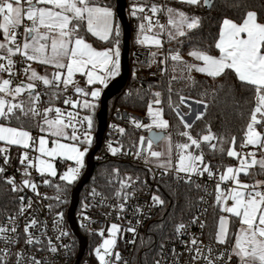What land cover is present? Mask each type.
I'll list each match as a JSON object with an SVG mask.
<instances>
[{
    "label": "snow or ice",
    "instance_id": "6c2138e0",
    "mask_svg": "<svg viewBox=\"0 0 264 264\" xmlns=\"http://www.w3.org/2000/svg\"><path fill=\"white\" fill-rule=\"evenodd\" d=\"M180 2L188 5H198L200 0H180ZM207 2L208 0H205V3ZM24 3L27 4V8L24 7L22 0H0V17H2L0 30L3 33V42H0V50H3L7 54L4 57L7 59V65L0 64V71H8L11 73L14 64L12 56L19 53L27 61H39L44 65H52L56 69L52 73L51 79L47 75L39 76L35 70H32L31 76H29L30 81L41 80L44 85H50L55 88H59V84L62 81L65 91L68 85L73 84L75 73H81L86 76L88 85L101 84L105 87L110 78L119 75L121 55L119 46L120 28L115 22V13L111 7L101 6L98 0H24ZM150 11L153 14L166 11L168 17L167 24L171 28L160 24L159 20L153 25L152 18L144 15L142 19L148 23L149 30L152 27H156L157 32L152 37L144 36L143 39H140V34L145 30V24L141 23L139 25L140 34L137 37V42L140 44L150 43L156 45L157 48H162L163 42L159 37L163 33L167 32L169 42H171L177 36L186 35L185 27L187 29H195L200 25V19L198 17L189 18L184 12L171 7L164 9L161 6L153 4ZM138 12L143 13L144 6L133 4L131 15L136 17ZM25 17L31 24L25 26L24 43L21 47L20 44L16 43L15 29L20 27ZM82 26H86V33H91L100 41L111 43L112 46L104 47L101 50L93 47L92 44L86 42L83 36L79 35ZM41 29H44V31L42 32ZM215 47L220 50L221 55L219 57L200 51L191 52L190 55L198 60H202L204 66L188 65V71L195 69L199 72L207 73L211 77H219L225 73L226 69H231L234 70L239 81L254 86L257 105L251 114L250 122L247 124L246 144L259 145L261 148H264V132L257 131L255 127V125L261 123L257 119L258 113L264 119V23L257 22V13L254 11L247 12L246 18L240 24L230 19H224L219 34V41ZM169 52L171 53V50ZM157 54L156 52L150 53L152 57H156ZM160 54L163 55L162 53ZM169 58L172 61L182 60L180 53L176 52L170 54V56H165L164 60H161L160 63L165 64ZM151 62L154 63L155 61L153 60ZM166 70V66L161 69V71ZM28 71V68L24 69L25 73ZM11 83L10 79H3L0 82V93L12 97L9 100L5 96H0V121H6L10 124L15 119L21 122V127L8 126V124L0 122V141L5 142L7 145L22 147L24 151L20 157V163L25 165L23 173L25 176L30 175L27 169L33 166V159L29 157V149H35L42 157L50 158H36L38 159V170L41 174L49 173L53 177L57 175V170L53 163L57 157L63 158L66 162L74 161L75 166H67L66 171L59 177L61 181H65L69 185L72 184L78 178L80 170L84 167V157L92 144L90 130L93 128L94 112L97 107L94 101L100 97L101 89L95 87L86 91L85 88L76 86V93L83 97L90 95L93 100L83 99L81 101L79 99H65L63 101L65 104H71L73 110L81 105L83 109L89 110L90 114L80 116L79 112L68 111L65 113L60 108L53 109L52 107L45 108L43 113H41L37 109L40 95L38 93L34 94L32 91L35 88V84L32 82L26 85L21 83L12 88ZM25 91H27V99L17 101L16 98L20 97ZM169 92H171V88H169ZM154 95L157 97L154 103L160 104L159 97L161 94L156 92ZM183 102L184 97H181V103ZM201 102L197 101V103ZM53 111L55 112V116L54 118H50L48 113ZM41 115L43 116L42 123L37 122L36 126L41 133H47V136L40 135L37 141V138H34L31 132L22 126V117L35 121ZM148 115L152 118V125L161 129L168 127V121L163 119L162 108L154 110L150 104L148 106ZM203 115L204 113H199L196 119L199 120ZM177 116L184 122V117L180 115L179 111H177ZM131 123L137 128L143 126L149 128V130H151L152 126L142 125L135 119H132ZM85 124L87 130L79 133L78 126L83 127ZM184 127L191 129L192 124L184 122ZM119 131L123 134L125 129L120 128ZM180 135L187 137L190 143L176 145L180 150L176 172L197 173L199 175L207 172L209 177L213 176V170L208 165L205 164L203 168L200 167L204 160L202 151L199 155H193L191 152L187 155L184 154V150L189 149L192 145H195L199 149L201 147L200 140L194 138L188 131H184ZM49 137L52 138L51 143L53 146L51 148L48 147ZM214 138V135L209 129V134L203 135L200 139L203 141H211ZM157 140H166L168 142L169 148L166 160L160 159L165 153L152 150V145ZM232 143H235L234 137ZM122 147L114 148L109 144V150L113 155L120 152ZM133 147L137 146L134 144ZM211 147L215 149L216 145L213 144ZM8 151V148H0V153L5 154V165L9 162L7 157ZM141 151H147L148 153V156L145 157V163H148L149 157L156 158L157 166L164 170V174H167L172 168L171 139L169 136L156 135L149 138L147 149L144 148V138L141 137L135 155L139 157ZM220 151L223 152V148H220ZM227 155L236 157L239 154L235 150H229ZM251 155L252 159L250 163L246 159H241V166L239 168L234 169L228 167L227 172L220 175V181L231 179L236 182L237 186L232 188L228 195H224L221 192L219 184L216 185V203L219 205L224 202L225 206L222 207L221 211L231 213L239 218L241 225L239 232L235 235V244L227 255L226 264L231 262L233 255L239 258V264H264V190L261 188V186H264V181H257L256 184L249 185L241 183L238 179L239 173H247L248 168L251 166L258 164L264 170V159L257 160L254 154ZM25 162L27 163L25 164ZM6 171L7 169L5 167L0 166V174H4ZM115 172L118 173L119 170L116 169ZM127 180L132 181V177H127ZM5 182L11 186L12 192L22 190L16 184L15 177H6ZM22 183L24 186L31 187L33 191L36 190V185L30 179H24ZM44 183L48 184L49 181L45 180ZM130 186L125 181H121L122 188ZM57 188L59 190V185H57ZM93 195L99 194L93 190ZM127 198L128 194L125 192L123 199L126 201ZM57 199H60V197H57ZM152 199L161 205L164 203L159 196H153ZM229 199L233 203L231 206H226V202ZM20 200L23 201L24 197H20ZM28 206H31L30 203ZM118 208L120 211H123L125 204H119ZM23 211L24 207L22 206L21 212ZM58 216L62 219L63 213H58ZM35 224L36 221L33 219L25 225V243L28 245L41 243L38 237L34 238L28 231ZM227 224V217L221 216L219 219V230L216 234V240L220 244L227 242ZM180 227H183V225ZM201 227H203V224ZM119 230V225L112 224L110 228L112 237L105 239L103 244L95 249V255L98 257L100 264H110L106 257L113 254L112 249L116 245L115 236ZM4 231H7V229H0V232ZM11 231L15 232V227ZM128 231L134 233L135 229L129 228ZM67 234L61 230L57 239L59 240L61 236ZM4 239L8 242L7 237H4ZM18 242V238L11 241L13 244ZM198 243L195 238L191 240L193 247L189 248V251L196 253L193 256L194 260L203 256L201 249L197 246ZM64 247L67 248V245ZM48 249L52 253L58 251L57 247L52 244L50 238L48 241ZM0 251L3 253V255H0V264H7L5 257L8 255V249ZM211 254L212 249L209 247L208 256H204V259L207 261V264H216L215 260L209 258ZM15 255L17 256L16 264H22L25 259L24 253L21 251ZM224 258V252H221L217 257L220 260ZM115 259L117 261L121 259L118 252L115 253ZM27 261L28 264H42V261L35 256L27 257ZM157 264H159L158 261Z\"/></svg>",
    "mask_w": 264,
    "mask_h": 264
},
{
    "label": "built area",
    "instance_id": "2783aa9c",
    "mask_svg": "<svg viewBox=\"0 0 264 264\" xmlns=\"http://www.w3.org/2000/svg\"><path fill=\"white\" fill-rule=\"evenodd\" d=\"M138 1L127 0L126 8L129 18L132 16L133 4H136ZM22 3L26 5L24 0H22ZM150 9L151 6H144V12L139 13L141 16L140 23L145 24L144 32L146 33L152 32L156 27H152L149 30L148 23L142 19L144 15L152 18L153 25H155L157 20H159L160 24L165 25L168 20L162 11L153 14ZM30 24L31 22L25 17L20 27L15 30L16 42L21 47L24 43L25 26ZM136 40L135 32L131 30L129 54L130 73L124 88L140 87L148 83L156 82L164 74V71H161V69L165 68L166 62L165 64H161L160 61L164 60L165 55L163 53L161 55V52H156L158 53L157 56L152 57L150 55L152 53L150 47L145 44H137ZM12 59L14 64L11 73L8 71H0V76L10 79L12 88L21 83L24 85L29 82L34 83L35 88L32 91L34 94L38 93L40 95V100L37 104L38 111L43 113L45 108L52 107L53 109L60 108L65 113L74 111L79 112L80 116L86 115L81 109V106L73 110L71 104H65L63 102L65 99L83 100V97L81 98V95L76 93L74 89L75 85L86 82V76L81 73H75L73 84L67 86L63 101L57 102L48 93L51 87L50 85H44L41 80L30 81L27 78L28 72L25 73L24 69H29V61L19 53L13 55ZM153 60L155 61L154 63L151 62ZM0 64L7 65L3 57H0ZM59 86L64 88L62 82H60ZM153 109L155 110L157 108L153 107ZM48 115L50 118H54L55 112L48 113ZM37 118L38 122L42 123L43 116L41 115ZM132 119L139 121L142 125H152V118L148 115V111L145 114H141L121 107L112 109L111 113L108 114L104 137L95 153V159L96 161H100L112 157L129 163L141 164L149 169L150 177L145 179L136 178L133 182L129 183L131 185L130 187H125L124 190L118 189L112 194H105L91 187H83L75 211L76 223L80 232L86 237V246L80 258H78L80 241L68 220L71 196L69 197L67 192L63 191L60 186L58 190L57 184L52 181V177H46L44 174L39 173L34 165L27 169L30 173L29 176L23 175L25 165L20 163V157L24 151L22 147H3L9 149L7 153L9 162L5 165V154L0 153V166L7 169L2 175L5 178L9 176L15 177L16 184L22 188L21 197H24V200L20 201V206L16 212L0 218V229H7V231L0 232V250L8 249V255L5 257L7 264H16L17 256L15 254L21 251L25 256L22 264H28L27 257L30 256H35L42 261V264H100L98 257L95 255V249L103 244L105 237L109 235L112 224L119 225L120 230L116 245L112 249L113 254L106 257V259L110 264H125V262L127 264H142L137 261V247L145 228L157 215L158 202H154L152 197L156 196V189L158 188L160 180L165 178H171L176 184L186 180L195 181L200 189V195L194 216L180 223L174 235L162 243L153 264H157V261L159 264H207L204 256H208L209 247L212 249V254L209 258L215 260L216 264H226L227 255L232 249L231 245L227 242L220 244L216 239L208 238L205 235L207 218L212 198L216 194L219 173L215 172L213 168L211 169L214 175L211 177H209L207 172H204L203 175L197 173H177L176 168L172 167L167 174H164V170L156 164L145 163V157L148 156L147 151H141L139 157L135 155L140 140L136 145L137 147L129 149L117 144L118 137L121 135L119 131L120 125L129 124L136 129L147 130V133L142 136L144 138V148L147 149L149 128L143 126L137 128L131 123ZM163 119L165 118L163 117ZM78 127L79 133L87 130L86 124L83 127ZM151 129L161 130V128L155 125H152ZM36 132L40 133L39 128ZM90 132L92 135V129ZM34 138H37V136ZM109 144L115 148L123 147L120 152L113 155L109 150ZM249 150V147L244 148L245 153ZM257 150L261 151L262 148L258 147ZM29 157L36 160L37 150L29 149ZM65 166L66 164L63 165V167ZM24 179H30L36 185V190L33 191L31 187L24 186L22 183ZM45 180H48L49 183L45 184ZM93 190L99 195H93ZM125 192L128 194L126 201L123 199ZM57 197H60V199H57ZM29 203L31 205L30 207L28 206ZM121 203L125 204L123 211H120L118 208V205ZM22 206L24 207L23 212H21ZM78 207L81 208L79 212H77ZM58 213H63L62 219L58 216ZM33 219L36 221V224L30 227L28 231L34 238L38 237L41 243L28 245L25 243L26 234L24 233V228ZM202 224L203 227H201ZM181 225L183 227H180ZM13 227L16 229L15 232L11 231ZM129 228H134L135 232L128 231ZM61 230L68 234L61 236L58 240L57 236L60 235ZM101 232L103 233L102 235ZM4 237L8 238V242L5 241ZM17 238L19 239L18 243H11L12 240ZM49 238L52 244L58 249L56 253H52L48 249ZM193 238L199 242L197 246L203 253V256L195 260L193 256L196 253L189 251V248L193 247L191 245ZM65 245H67V248L64 247ZM101 251L103 252L102 248ZM117 252L121 256L119 261L115 259V253ZM221 252L225 253L223 260L217 259ZM0 255H3L2 251H0ZM230 263L228 262V264Z\"/></svg>",
    "mask_w": 264,
    "mask_h": 264
},
{
    "label": "trees",
    "instance_id": "16d2710c",
    "mask_svg": "<svg viewBox=\"0 0 264 264\" xmlns=\"http://www.w3.org/2000/svg\"><path fill=\"white\" fill-rule=\"evenodd\" d=\"M98 2L101 6H109L114 9L116 7V0H98ZM136 4L143 6L155 4L164 9L171 7L181 10L189 18L198 17L200 19L198 28L186 29L185 36H177L171 42H169L167 32L163 33L159 37L163 42L162 48H157L156 45H149L152 52H161L165 56H167L169 50H173L180 45L184 49L193 47L211 55H219L220 50L215 45L219 41L221 25L224 19L228 18L241 23L246 18L247 12L254 11L257 13L258 20L264 23V0H212L209 7L205 5L204 0H200L198 5H188L181 3L180 0H139ZM162 12L167 17L166 11ZM140 19L139 12L136 17L131 16L129 18L131 30L135 32L136 38L140 34ZM0 22H2V17H0ZM115 22L120 28L119 46L120 50H122V26L117 16ZM165 25L170 28V25ZM156 32L157 28L153 29V34ZM80 34L89 36L82 29ZM1 41H3L2 30H0ZM105 44L112 46L111 43ZM137 44L140 43L137 42ZM1 52L3 51L0 50ZM168 62L169 60L165 64L167 70L156 82L140 87L123 88L112 97L108 102V114L116 107L126 108L141 114H145L148 111L150 104L157 109L162 108L163 117L168 121V127L164 130L166 133L171 134L174 141L189 142L187 137L180 135V133L188 131L194 138L200 140L201 147L199 149L192 145L194 152L200 153L202 151L203 162L207 163L215 172L220 173L226 167L235 165L239 160L238 156L230 157L227 152L229 150L240 152L243 149L247 124L250 122L251 114L257 105L254 86L239 81L238 76L231 69H226L225 73L219 77H211L202 72H196L192 79L174 77L169 70ZM80 84L86 91L90 90V86L86 82ZM169 88H171V92H169ZM156 92L161 94L159 97L160 104L154 103L157 99L154 95ZM48 93L57 102H62L66 91L62 86H59V88L51 86ZM54 93L56 94L54 95ZM181 97H184L183 103H181ZM24 98L27 99V92ZM188 100L202 101L204 103L202 111L204 115L199 120L195 118L190 123L192 124L191 129H186L184 127L185 120L182 122L177 116V111L183 117L191 112V105L187 102ZM96 104L92 128V144L89 150L95 144L100 98H98ZM81 109L89 113V110L83 109L82 105ZM22 121L24 128H29L34 132L37 131L36 123L38 118L32 121L22 117ZM1 122L8 124L6 121ZM10 125L21 127V122L13 119ZM257 125L258 128L264 130V119H261V123ZM120 128L125 129V132L118 137L117 144L123 145L126 149L134 148L133 145H137L140 138L147 133L146 129H136L129 124H121ZM209 129L215 138L208 142L201 141L200 138L209 133ZM233 137L235 138L234 144L232 143ZM213 144L216 145L215 149L211 147ZM220 148H223V152L220 151ZM258 153L260 154V151ZM56 162L57 166L62 168L68 161L66 162L63 158L58 157ZM116 169L119 170L118 173L115 172ZM127 177H132V181H128ZM149 177L150 171L145 166L111 157L96 162L93 175L84 187H91L105 194H112L118 189H125V187H121V181L129 184L136 178L145 179ZM79 178L70 185L65 181H61L59 176L52 177V181L62 187V190L67 192L70 197ZM239 178L253 184L257 182L258 178H264V170L257 164L251 167L247 173H241ZM199 195L200 189L195 181L186 180L176 184L171 178L160 180L156 189V196H159L164 203L162 205L158 203L156 217L148 224L142 234L136 253L138 263H154L162 243L174 235L180 223L194 216ZM21 196V191H11V186L5 182V177L0 174V218L13 214L18 210ZM221 209L222 204L218 205L215 196H213L205 230V235L208 238L216 239L219 219L222 214ZM240 226L239 218L230 215L227 243L231 247ZM82 231L85 233L83 229ZM238 263V258L233 255L230 264Z\"/></svg>",
    "mask_w": 264,
    "mask_h": 264
},
{
    "label": "rangeland",
    "instance_id": "374dc122",
    "mask_svg": "<svg viewBox=\"0 0 264 264\" xmlns=\"http://www.w3.org/2000/svg\"><path fill=\"white\" fill-rule=\"evenodd\" d=\"M178 11H181V10H178ZM170 28H171V26H170ZM187 29V27H185V29L184 30H186ZM151 33H153V31L151 32ZM43 42V41H42ZM86 42H88V43H92V42H90V41H88V40H86ZM17 43V42H16ZM49 45H50V42H49ZM93 47H95V48H97L98 50H101V49H103L104 48V46H98V47H96V46H94V44L92 45ZM13 47H14V45H13ZM107 47V46H106ZM50 50V49H49ZM193 51H200V52H204V51H202V50H200V49H198V48H189V49H184V47L182 46V45H180V46H177V47H175L173 50H171V53L170 52H168V54H167V56H170V54H174V53H176V52H179L180 53V55H181V57H182V60L181 61H172L170 58L168 59L169 60V62H168V66H169V70L171 71V73H172V75L174 76V77H186V78H189V79H192V78H194V76H195V74H196V72H199V71H197V70H195V69H192L191 71H188V68H187V66L188 65H197V66H199V67H203L204 66V62L202 61V60H198L197 58H195L194 56H192V55H190V53L191 52H193ZM120 52H121V50H120ZM206 53V52H205ZM208 54V53H207ZM209 55H211V54H209ZM7 55H3V54H0V57H6ZM212 56H215V57H219V56H216V55H212ZM5 60H6V63H7V59L6 58H4ZM30 69H31V71L32 70H35L36 71V73L39 75V76H45V75H47L48 77H49V79L50 78H52V73L54 72V71H56V69L55 68H53V69H50V67H46L45 69V71L42 73L41 72V70H40V67H39V61H31L30 62ZM120 68H121V66H120ZM66 71V70H65ZM120 73V72H119ZM207 74V73H206ZM3 79H6L5 77H3V76H0V82H2V80ZM112 80V79H111ZM110 80V81H111ZM109 81V82H110ZM109 82H107V84L109 83ZM87 84V83H86ZM88 85V84H87ZM76 86H80V87H82V84H77V85H75V87ZM90 86V90L91 89H93V88H95V87H99L100 89H101V94H102V91H103V89L105 88V86L104 85H101V84H96V85H89ZM75 90V89H74ZM27 91H25L24 93H22L21 94V96L20 97H17L16 99H17V101L18 100H20V99H25L24 98V95H25V93H26ZM101 94H100V96H101ZM0 96H5V94L4 93H0ZM5 98L6 99H9V100H11L12 99V97L11 96H5ZM100 98V97H99ZM83 99H88V100H90V101H92L93 100V98L89 95V97H83ZM26 100V99H25ZM95 103L97 102V100H95L94 101ZM190 105H191V112L188 114V115H185L184 116V120H185V122H187L188 124H190L196 117H197V115L199 114V113H202V109H203V105H204V103L203 102H201V103H197V101L196 100H188L187 101ZM85 113H86V115L87 114H90V113H88L87 111H84ZM259 114V113H258ZM257 119L258 120H260L261 121V115L259 114V115H257ZM1 122V121H0ZM8 126H13V125H10V124H8ZM13 127H16V126H13ZM255 127H256V129H257V131H260V132H264V130H261L260 128H258V125H255ZM26 130H28V131H30L31 132V134H32V136L33 137H36L37 136V141H38V137L40 136V135H46L47 136V133H38V132H34V131H32L31 129H29V128H25ZM247 133V132H246ZM207 134H209V133H207ZM207 134H205V135H207ZM92 137H93V135H91ZM165 136H169L170 137V139H171V159H172V167H174V168H176V166H177V163H178V160H179V153H180V150L176 147V145L177 144H182V142H178V141H174L173 139H172V136H171V134L170 133H166V135ZM51 139L52 138H50L49 137V143H48V147L49 148H51L53 145L52 144H50V141H51ZM246 140H247V136H245V140H244V143H243V149L239 152V151H236L239 155H237L238 156V158H239V160H238V162L235 164V165H232V166H228V167H232V168H234V169H237V168H239L240 166H241V159H246L247 161L250 159H252V155L251 154H254L255 155V158L257 159V160H260V159H264V148H262V150L260 151V154L258 153V147H260L259 145H249V144H246ZM201 141H203L202 139H201ZM204 142H208V141H204ZM186 143H190V142H186ZM5 146H14V147H20V146H16V145H7L5 142H3V141H0V148H3V147H5ZM37 147H38V143H37ZM250 148V150L247 152V153H245L244 152V148ZM115 148V147H114ZM168 148H169V145H168V142L166 141V140H160L158 143H153V145H152V150H154V151H160V152H163V153H165V155L164 156H162L160 159L161 160H166L167 159V153H168ZM261 148V147H260ZM189 152H191L193 155H199L200 153H196V152H194V150H193V148H192V146L189 148V149H186V150H184V154L185 155H187ZM258 153V154H257ZM36 158H42V159H50V158H46V157H42L41 155H40V153L37 151V157ZM58 158V157H57ZM56 158V159H57ZM56 159L53 161V163H54V165H55V167H56V170H57V175L56 176H59L60 177V175H62L63 174V172L64 171H66V169H67V166H69V165H71V166H75V162L74 161H68L67 162V164H66V166L65 167H62V168H59L58 166H57V162H56ZM148 162L149 163H154V164H156L157 165V160H156V158H154V157H149L148 158ZM85 163H86V155H85V157H84V165H85ZM250 163V162H249ZM208 165L207 163H202L201 165H200V167L201 168H203L204 167V165ZM33 165L37 168V170H38V159H36V160H33ZM255 166V165H254ZM254 166H251V167H254ZM209 167V166H208ZM228 167H226L225 168V170L221 173H219L218 174V176L220 177V175L221 174H225L226 172H227V168ZM251 167H249L248 168V171L251 169ZM85 168V167H84ZM84 168H82L81 170H80V173H79V176H78V178L82 175V173H83V171H84ZM38 172H39V170H38ZM40 173V172H39ZM46 177H53V176H51L49 173H43ZM262 179L261 178H258V180H256V181H261ZM228 181H232L233 182V185H235L236 184V182L235 181H233V180H231V179H229ZM87 185V184H86ZM221 187V186H220ZM86 188V187H85ZM221 189V188H220ZM81 210V208L80 207H78V209H77V212H79ZM118 233L116 234V236H115V239H116V242H117V238H118ZM112 237V233L109 231V235L107 236V237H105V239H109V238H111ZM104 239V240H105ZM235 244V243H234ZM234 246V245H233ZM238 262H239V258H238ZM239 264V263H238Z\"/></svg>",
    "mask_w": 264,
    "mask_h": 264
},
{
    "label": "water",
    "instance_id": "95a60500",
    "mask_svg": "<svg viewBox=\"0 0 264 264\" xmlns=\"http://www.w3.org/2000/svg\"><path fill=\"white\" fill-rule=\"evenodd\" d=\"M211 3L212 0H208V2L205 3V5L209 7ZM126 7H127V0H116L115 12L122 26V50L120 55V66H121L120 73L119 75L114 77L102 91V94L100 96V108L97 113V129L95 132V144L86 154L85 170L71 193V203L68 210V220L70 222L73 231L78 236L80 241V251L78 254V258H80V256L82 255L83 250L86 246V237L80 232L79 227L75 220V211L79 202V195L85 184L92 177L94 168L96 166L97 161L95 159V153L103 140L107 126L108 102L112 97L118 94L125 87L130 73L129 54H130V42H131V25ZM156 135L165 136L166 131L164 129L149 130L148 132L149 138H152L153 136ZM159 141L160 140H157L155 143H158Z\"/></svg>",
    "mask_w": 264,
    "mask_h": 264
},
{
    "label": "crops",
    "instance_id": "0c3cea01",
    "mask_svg": "<svg viewBox=\"0 0 264 264\" xmlns=\"http://www.w3.org/2000/svg\"><path fill=\"white\" fill-rule=\"evenodd\" d=\"M24 7H27V4L26 5H24ZM112 8V7H111ZM113 9V11H114V13H115V21H116V12H115V9L114 8H112ZM228 19V18H227ZM231 20V19H230ZM234 21V20H233ZM235 23H237V24H240L239 22H236V21H234ZM257 22H259V23H263V22H261V21H259L258 20V17H257ZM242 23V22H241ZM222 25H223V23H222ZM222 25H221V29H222ZM81 29L83 30V31H86V26H82L81 27ZM81 29H80V32H79V35H81L80 33H81ZM16 30V29H15ZM41 31L43 32L44 31V29H41ZM221 31V30H220ZM89 34V36H85V35H81V36H83L84 38H85V40H88V41H90V42H92L91 44L93 45L94 44V46H96V47H98V46H104V47H111V45H108V44H105V42H103V41H100L97 37H94L91 33H88ZM87 34V35H88ZM141 35V39H143V37L144 36H148V37H152L154 34L153 33H146V32H143L142 34H140ZM1 42H3V41H1ZM50 42V41H49ZM146 45H154V44H150V43H146ZM3 51V50H2ZM0 54H3V55H7L6 54V52H1ZM221 55V53L219 54V55H216V56H220ZM30 62L31 61H29V71H28V73H27V78H29V76H31V67H30ZM39 67H40V70H41V72L43 73L46 69V67H50V69H53L54 67L52 66V65H44V64H41L40 62H39ZM116 77V76H115ZM114 77H112V78H110L109 80H108V82L111 80V79H113ZM63 79V78H62ZM62 82V81H61ZM86 83H87V77H86ZM203 109H204V105H203ZM203 109H202V111H203ZM62 142H68V141H62ZM50 144H52L51 143V141H50ZM258 154V153H257ZM251 160L249 159L248 160V162H250ZM152 164H154V163H152ZM174 168V167H173ZM224 171V170H223ZM222 171V172H223ZM221 172V173H222ZM248 172V171H247ZM241 173H244V172H241ZM241 173H239V176H240V174ZM239 176H238V179H239V181L241 182V183H246V184H249V185H253V184H256V183H253V184H250L249 182H246V181H243V180H241L240 178H239ZM261 181H264V178L261 180ZM217 184H219L221 187V192L224 194V195H228L229 194V192L231 191V189L232 188H234V187H236L237 185L235 184V185H233V182L232 181H228V180H225V181H220V179H219V177H218V183ZM261 188H262V190H264V186H261ZM215 196H216V194H215ZM232 203H233V201L231 200V199H229V200H227V202H226V206H231L232 205ZM222 204V207H224L225 206V204H224V202H222L221 203ZM230 215H233V214H231V213H225V212H222V214H221V216H225V217H227V220H228V224H227V227H228V231H229V225H230ZM218 230H219V226H218ZM218 232V231H217ZM234 243H235V241H234ZM234 243H233V245H234ZM233 245H232V247H233ZM235 256V255H234ZM238 258V257H237Z\"/></svg>",
    "mask_w": 264,
    "mask_h": 264
}]
</instances>
